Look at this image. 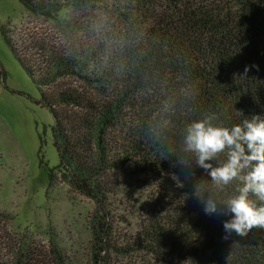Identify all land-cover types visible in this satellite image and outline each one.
Returning <instances> with one entry per match:
<instances>
[{
	"label": "trees",
	"instance_id": "16d2710c",
	"mask_svg": "<svg viewBox=\"0 0 264 264\" xmlns=\"http://www.w3.org/2000/svg\"><path fill=\"white\" fill-rule=\"evenodd\" d=\"M66 1L106 16L92 22L98 29L73 24L89 31L91 40L77 54L57 53L42 40L19 48L7 27L1 30L40 92L37 103L54 121L59 164L47 170L48 187L60 176L96 202L93 264H113V257L132 252L139 255L124 264H264V229L223 239V222L230 217L205 214L194 185L210 186L211 178L193 154L183 152L187 126L212 113L218 114L213 123L223 126L264 118V0L211 6L196 0ZM21 2L31 10L49 9L35 0ZM73 78L83 85L60 83ZM182 156L190 157L195 172L189 179V169L177 162ZM225 159L222 153L211 162L218 166ZM138 176L151 189L149 212L138 219L132 210L128 218L123 214L127 224L134 221V230L118 246V217L108 200ZM239 183L233 181L222 195ZM0 264L62 259L23 243L10 262Z\"/></svg>",
	"mask_w": 264,
	"mask_h": 264
},
{
	"label": "rangeland",
	"instance_id": "374dc122",
	"mask_svg": "<svg viewBox=\"0 0 264 264\" xmlns=\"http://www.w3.org/2000/svg\"><path fill=\"white\" fill-rule=\"evenodd\" d=\"M35 1L46 4L48 11L31 10L21 0H0V260L10 262L26 243L49 258L57 253L62 264H93L96 245L91 219L96 202L72 190L60 176L48 187L47 170L59 164L52 137L54 121L49 110L37 103L40 92L13 55L1 27H7L16 47L42 40L48 49L71 55L91 41L88 30L78 31L73 24L82 22L84 30L91 23L98 29L92 22H103L106 16L100 10L74 9L66 0ZM196 1L211 6L228 0ZM76 82L83 85L74 78L60 81ZM142 180L141 176L127 179L130 188L125 185L108 200L118 217L114 222L118 246L134 230V221L128 219L127 224L123 214L128 218L132 210L138 219L149 212L151 189ZM138 255H117L113 264L133 261Z\"/></svg>",
	"mask_w": 264,
	"mask_h": 264
},
{
	"label": "clouds",
	"instance_id": "9594fccd",
	"mask_svg": "<svg viewBox=\"0 0 264 264\" xmlns=\"http://www.w3.org/2000/svg\"><path fill=\"white\" fill-rule=\"evenodd\" d=\"M249 70L246 67L245 74ZM215 119L218 114L212 113L186 128L183 152L193 154L195 165L211 178L210 186L196 183L194 195L205 214L230 217L223 222V239L233 234L246 238L253 228L264 229V118L253 115L231 126L214 124ZM222 153L226 159L214 166L211 161ZM177 162L189 169L185 179L195 175L190 157H179ZM233 181L240 182L234 192L222 195Z\"/></svg>",
	"mask_w": 264,
	"mask_h": 264
}]
</instances>
